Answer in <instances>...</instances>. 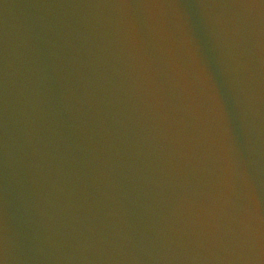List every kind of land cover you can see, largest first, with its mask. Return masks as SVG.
Instances as JSON below:
<instances>
[{
  "label": "water",
  "instance_id": "obj_1",
  "mask_svg": "<svg viewBox=\"0 0 264 264\" xmlns=\"http://www.w3.org/2000/svg\"><path fill=\"white\" fill-rule=\"evenodd\" d=\"M0 264H264V0H0Z\"/></svg>",
  "mask_w": 264,
  "mask_h": 264
}]
</instances>
